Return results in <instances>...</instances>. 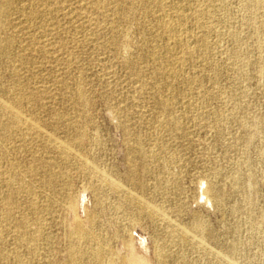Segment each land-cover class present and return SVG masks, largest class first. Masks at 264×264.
Returning <instances> with one entry per match:
<instances>
[{"label": "rangeland", "instance_id": "obj_1", "mask_svg": "<svg viewBox=\"0 0 264 264\" xmlns=\"http://www.w3.org/2000/svg\"><path fill=\"white\" fill-rule=\"evenodd\" d=\"M152 2L10 0L1 14L9 58L0 59V91L7 89L0 106L22 96L20 114L33 126L0 136V264H64L74 216L118 264H264V2L256 9L252 0H163L166 12L146 13ZM33 5L42 15L30 22ZM198 9L201 23L192 18ZM165 14L178 25L188 58L178 74L170 63L152 81L157 62L138 56L165 45L163 35L155 37V20ZM122 59L141 67V76ZM79 84L90 100L85 117L75 114L70 96ZM159 88L182 130L160 123ZM76 132L80 145L73 144ZM202 183L219 201L202 197ZM172 235L185 242H171ZM24 236L34 240L20 241ZM80 264L96 263L84 257Z\"/></svg>", "mask_w": 264, "mask_h": 264}, {"label": "bare ground", "instance_id": "obj_2", "mask_svg": "<svg viewBox=\"0 0 264 264\" xmlns=\"http://www.w3.org/2000/svg\"><path fill=\"white\" fill-rule=\"evenodd\" d=\"M113 1L115 2L117 6L121 5L120 0H113ZM252 2L257 9L264 2V0H252ZM108 3H109V0H99V3H97V5H103L105 7L107 6ZM152 3L153 4L151 5L147 4L144 6V11L146 13H149V14L153 13L154 10H157L158 12H162V13L166 12L165 6H164L165 4L163 0H155V2H152ZM9 5H10V0H7L0 9V16H2L1 14L4 15V12L6 11ZM199 12L200 10L198 9L192 13V16H193L192 18L197 23H201ZM26 14L30 22L34 20L35 18H37L39 15H42L41 12L39 13L38 8L35 5H33V7L30 8ZM121 14L123 16L124 15L126 16V10L122 9ZM175 17L177 18V20H180L184 17L181 13V8L176 9ZM155 22H156V27L158 28L156 31L155 37L157 39H160V37L163 35L166 38L165 39L166 46L164 45L162 48L153 47L150 49L143 50L138 56V58H140L141 60H147V62L148 61H153L155 63L157 62L155 66L152 68V73L150 76L151 77L150 79L152 81H154V78L158 79L162 73V69L163 68L166 69L170 63L175 64L173 68L175 69L174 73L178 74V71L182 69L184 65L185 59L188 58V53L185 51L183 47L184 40L179 35L180 31L178 30V25L174 24L175 22L174 18H169V16L165 14V15H161L157 17ZM262 25L264 26V21ZM116 41L112 43V48L115 52L120 54L122 45L120 44V42L118 41L116 42ZM5 43H6L5 46H1L2 44L0 43V51H4L1 54L3 55L7 54V55H4V56L0 55L1 56L0 59H3L5 57L9 58V54L5 52L6 47L9 45V41H5ZM176 47L183 49L182 56L177 57L172 53V50ZM106 48H107V43H106ZM161 49L164 50L163 53L161 52ZM9 61L10 59L6 60V63H8ZM122 62L124 63L125 66L131 67L132 73L134 76L136 77L141 76V72H142L141 67H137L133 61H129V59H122ZM195 82H196L195 80H190V83L195 84ZM148 85H149V81L143 80L142 87L146 88ZM159 91H160V88H159ZM0 92L6 94L7 89H2ZM70 96L72 100L75 102V104L77 105L75 114L85 117L86 109L90 105V100H88L84 96V93L82 89L80 88V84L77 86V88L73 92L72 91L70 92ZM157 102L160 108L166 113L165 120L160 123H162V125L166 128L170 126V129L172 128L173 131L182 130L183 125L181 123L180 117H178L177 115L175 116V114H173L168 109V106L170 103V97H164L160 91ZM21 103H22V96H20L17 100H15L14 103L5 102L2 106H0L1 113L2 115H4L3 116L4 120L0 119V136H6L5 134L11 135L12 134L11 132L13 130L16 131L18 128H20L23 125L27 127L33 126V124L29 122V120L25 119L24 117H22V114H20L21 113L20 111ZM62 116H65V114L58 113L56 115V118L59 119ZM68 117L73 120V115H69L67 116V118ZM73 137H74L73 144L80 145L82 143L81 142L83 141L82 133L76 132ZM62 153L64 154V156L66 157L68 156L67 151L66 152L62 151ZM80 167L83 170H86V169L90 170V168L84 163H80ZM108 185L112 191L118 190V185L116 183L109 182ZM144 185H145L144 182H139V187L141 189L144 188ZM156 187L159 189H162L164 187V185L162 184V175L157 176ZM237 187L239 189L240 188L243 189L242 184L238 185ZM21 188L22 190H24V192H27V193L32 191V189L28 186H25V187L20 186V189ZM201 191H202V197L206 201L213 200L214 198L219 201V197L216 195V193H214L210 183L208 184L202 183ZM11 195L4 199L3 205H5V207H8L12 204L13 199ZM131 200L133 201V198H131ZM134 200L136 201V199ZM29 203L32 205L34 202L30 200ZM67 210L70 213L75 214L76 199L73 196L68 197ZM150 213L154 214L156 213V210L154 208H150ZM86 221L87 223L92 222L93 216L88 214ZM17 226L23 227L22 219L17 222ZM197 230L201 232L202 234H208V231L204 228L203 225H198ZM66 235L70 241V244L68 247V260L64 264H80L81 259L84 257L89 258L96 264H118L115 259L114 253L108 250L106 251L103 248V245L99 242L98 236L90 232L88 228H86L84 222L80 220L79 218H77L76 216H74L73 224L66 232ZM19 238H20V241L25 242V243L26 242L31 243L34 240L32 236L30 238L28 236H24L23 238L19 237ZM179 240L185 242L184 238L182 237H176L173 235L171 236V242H177ZM83 242H89L93 244V247L91 249H86L83 246ZM237 246H238L237 244H233L231 246V249H230L231 254H235L237 250ZM23 263L24 262L20 261L18 258V264H23Z\"/></svg>", "mask_w": 264, "mask_h": 264}]
</instances>
